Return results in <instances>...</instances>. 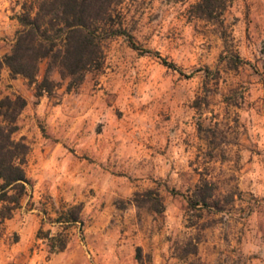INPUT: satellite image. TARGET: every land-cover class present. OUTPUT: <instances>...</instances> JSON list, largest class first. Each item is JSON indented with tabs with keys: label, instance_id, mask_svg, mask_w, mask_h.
<instances>
[{
	"label": "rangeland",
	"instance_id": "obj_1",
	"mask_svg": "<svg viewBox=\"0 0 264 264\" xmlns=\"http://www.w3.org/2000/svg\"><path fill=\"white\" fill-rule=\"evenodd\" d=\"M198 1L121 0L126 34L104 42L103 68L75 90L36 97L0 71V100L26 102L13 138L29 146L0 264H264V0H226L206 18ZM20 12L0 0V57ZM201 179L221 211L189 210ZM77 204L81 223L53 252L43 234Z\"/></svg>",
	"mask_w": 264,
	"mask_h": 264
},
{
	"label": "trees",
	"instance_id": "obj_2",
	"mask_svg": "<svg viewBox=\"0 0 264 264\" xmlns=\"http://www.w3.org/2000/svg\"><path fill=\"white\" fill-rule=\"evenodd\" d=\"M121 0H23L17 17L16 32L9 53L0 57V71L7 68L12 78L21 77L35 85V96H50L65 84L67 91L80 87L85 77L99 72L105 62L103 44L106 40L125 35L118 11ZM226 0H199L193 7L197 16L206 18L223 13ZM130 45L137 49L135 44ZM157 55V54H156ZM162 63L174 64L160 58ZM45 63L40 81V65ZM59 81L55 82L52 76ZM26 102L20 96L0 100V220L9 219L21 207L29 181L25 164L29 146L23 138L14 139L16 120ZM190 211L204 208L221 211L223 207L214 194L212 182L201 179L187 196ZM82 205L68 207L59 213L61 231L48 239L53 252H62L68 243L66 230L81 223ZM42 235L41 229L37 237Z\"/></svg>",
	"mask_w": 264,
	"mask_h": 264
},
{
	"label": "crops",
	"instance_id": "obj_3",
	"mask_svg": "<svg viewBox=\"0 0 264 264\" xmlns=\"http://www.w3.org/2000/svg\"><path fill=\"white\" fill-rule=\"evenodd\" d=\"M18 3H21L22 1L21 0H16ZM18 27H20V25H18Z\"/></svg>",
	"mask_w": 264,
	"mask_h": 264
}]
</instances>
